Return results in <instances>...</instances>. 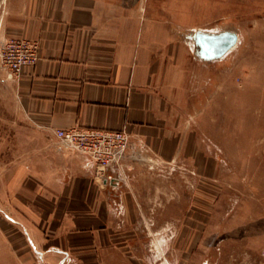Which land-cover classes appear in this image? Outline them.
<instances>
[{
	"label": "crops",
	"instance_id": "0c3cea01",
	"mask_svg": "<svg viewBox=\"0 0 264 264\" xmlns=\"http://www.w3.org/2000/svg\"><path fill=\"white\" fill-rule=\"evenodd\" d=\"M141 1L0 0V36L39 44L37 63L15 79L0 69V134L17 136L2 147L12 155L0 176V209L41 262L210 264L224 231L241 247L264 248V184L150 170L200 171L216 157L202 151L194 125V50L168 17L140 20ZM128 6L132 12L121 10ZM76 126L130 133L124 166L109 169L120 176L117 187L102 186L87 156L59 150L55 132ZM150 178H160L155 254L142 233L151 227L140 221L151 210ZM240 259L264 264L259 254Z\"/></svg>",
	"mask_w": 264,
	"mask_h": 264
},
{
	"label": "rangeland",
	"instance_id": "374dc122",
	"mask_svg": "<svg viewBox=\"0 0 264 264\" xmlns=\"http://www.w3.org/2000/svg\"><path fill=\"white\" fill-rule=\"evenodd\" d=\"M141 4L136 7L140 20L168 17L171 28L194 50L190 95L194 125L200 129L202 151L216 157L215 166H201L200 171L168 164L150 167L152 173L167 178H251L264 184V0H142ZM121 10L132 12V6ZM202 30L235 32L238 40L223 56L203 57L193 37ZM11 137L17 136L0 134V176L12 155L2 147ZM148 180L153 184L151 210L140 215V221L151 227L142 233L155 254L160 236V178ZM227 237L225 231L218 233L216 247L210 249L216 258L210 264H244L240 259L244 253L262 256L264 248L246 249ZM0 264H52L39 260L36 248L1 209Z\"/></svg>",
	"mask_w": 264,
	"mask_h": 264
},
{
	"label": "built area",
	"instance_id": "2783aa9c",
	"mask_svg": "<svg viewBox=\"0 0 264 264\" xmlns=\"http://www.w3.org/2000/svg\"><path fill=\"white\" fill-rule=\"evenodd\" d=\"M2 6V5H1ZM2 7L0 14L5 13ZM3 17L0 18V29ZM39 59V44L22 38L0 36V69L5 78L15 79L26 65L36 64ZM58 148L63 152L82 154L89 158L103 187H117L120 176L109 173L110 168L120 170L132 145V136L123 130H102L76 126L58 129ZM144 150L149 148L143 143ZM264 258V249L262 251Z\"/></svg>",
	"mask_w": 264,
	"mask_h": 264
},
{
	"label": "water",
	"instance_id": "95a60500",
	"mask_svg": "<svg viewBox=\"0 0 264 264\" xmlns=\"http://www.w3.org/2000/svg\"><path fill=\"white\" fill-rule=\"evenodd\" d=\"M193 37L198 54L207 58H217L225 55L238 40L235 32L213 34L197 32L193 34Z\"/></svg>",
	"mask_w": 264,
	"mask_h": 264
},
{
	"label": "bare ground",
	"instance_id": "6f19581e",
	"mask_svg": "<svg viewBox=\"0 0 264 264\" xmlns=\"http://www.w3.org/2000/svg\"><path fill=\"white\" fill-rule=\"evenodd\" d=\"M197 31H199V30H197ZM202 31H203V30H202ZM203 32H204V33H210V34H213V33H220V31L217 32V31H207V30H204ZM192 43L194 44V39H193V38H192ZM192 43H191V44H192ZM193 44H192V45H193ZM193 47H194V45H193ZM156 246H158L157 243H156V245H155L154 247H156ZM157 248H159V246L156 247V252H158V251H157V250H158ZM154 249H155V248H154Z\"/></svg>",
	"mask_w": 264,
	"mask_h": 264
}]
</instances>
